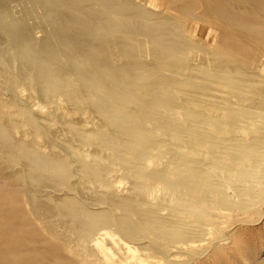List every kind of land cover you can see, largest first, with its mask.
<instances>
[{"label": "rangeland", "instance_id": "374dc122", "mask_svg": "<svg viewBox=\"0 0 264 264\" xmlns=\"http://www.w3.org/2000/svg\"><path fill=\"white\" fill-rule=\"evenodd\" d=\"M62 1L0 0V261L264 264V0Z\"/></svg>", "mask_w": 264, "mask_h": 264}, {"label": "bare ground", "instance_id": "6f19581e", "mask_svg": "<svg viewBox=\"0 0 264 264\" xmlns=\"http://www.w3.org/2000/svg\"><path fill=\"white\" fill-rule=\"evenodd\" d=\"M62 1V0H61ZM73 2H76V1H72V0H70V1H68V0H64V1H62V3H59L58 5H56V6H59V8L61 7V8H66V7H68V8H74V6H79V4H73V7H72V3ZM106 2H108L109 3V0H100L99 1V7H102V6H104V4H106ZM78 9V8H77ZM107 9V8H106ZM80 10V9H79ZM118 10V9H117ZM99 21V20H98ZM76 22V21H75ZM75 22H74V24H75ZM64 23H66V22H64ZM130 27V26H129ZM69 28V27H68ZM103 29V28H102ZM67 30V28H66V26L65 25H62L61 24V26H60V29H58V35L57 34H55V35H53L52 37H50V40L52 41V45H43V46H41V48H40V51L39 50H37V51H35L34 50V47H33V45H31L30 43H28V41H27V38L25 37V36H23L22 34L21 35H18V36H16V42H15V45L17 46V48L20 50V51H22V53L24 52V54L26 55V56H28V57H30V56H36V52L37 53H39L40 55H42L41 56V58H42V64H39L40 65V67H42L43 66V68L45 67V61H48V60H50V59H52V58H54L56 61V63H58L59 61V57H58V55H63L64 57H66V58H68L69 59V61L70 62H72V61H75V62H78L79 60H80V58L82 57L83 59H82V64L83 65H86V66H88V68L90 67V69H91V72H92V74L91 75H94L96 78H98V79H100L101 78V76L103 77V75L102 74H106V73H104L105 72V69L103 70V69H101V66L98 64V62H91L90 60H89V57H91V56H89V54L86 56V53L84 52L83 53V51H84V48L82 47V45L80 44V43H82L81 41H82V38H78V37H76L75 38V36L77 35H73V33H71L70 31L68 32V31H66ZM69 30H70V28H69ZM98 31V30H97ZM149 32V31H148ZM152 34H153V31L151 32ZM72 34V35H71ZM108 34V33H107ZM151 37V36H150ZM154 46H155V48H156V44H154ZM85 49H88V48H85ZM129 51H130V49H129ZM35 53V54H34ZM89 53L90 54H94V50H93V48H90L89 49ZM23 54V55H24ZM58 57V58H57ZM85 58V59H84ZM91 59V58H90ZM89 61L91 62V64L89 63ZM68 62V61H67ZM69 63V62H68ZM71 69H69V70H66V71H61L62 73H63V75H62V73H61V77L64 79L65 77H66V74L68 73V72H72V73H74V72H76V68L74 67V66H71L70 67ZM107 71V70H106ZM113 71V70H112ZM123 71V70H122ZM134 73V72H133ZM117 72L116 71H114V72H111L110 74L109 73H107V75H108V78L110 79V81H115L116 79H117ZM91 75H90V77H91ZM106 76V75H105ZM131 76H129V78H130ZM121 78V77H120ZM138 78V77H137ZM102 79V78H101ZM131 79V78H130ZM103 80H104V78H103ZM107 80V79H106ZM126 80V79H125ZM101 81V80H100ZM132 82V81H131ZM118 83V82H117ZM116 84V83H115ZM98 85V84H97ZM134 85V84H133ZM126 86V85H125ZM131 86V85H130ZM115 87V86H114ZM127 87H129V85L127 86ZM138 87V86H137ZM118 88H119V86H118ZM151 88H152V86H151ZM94 89H96V88H94ZM114 89V88H113ZM116 89V88H115ZM146 89H147V91H152L150 88H149V86L148 87H146ZM153 89V88H152ZM125 90H127V89H125ZM99 91H100V89H99ZM134 92V91H133ZM123 94V92H122V90H119V92H117L116 93V96L115 97H118L119 95H122ZM131 94V93H130ZM101 97V96H100ZM129 97V96H128ZM128 107V106H127ZM123 108H125V107H123ZM205 205V204H204ZM200 208V207H199ZM220 208V207H219ZM228 209V208H227ZM220 210V209H219ZM195 213V212H194ZM193 213V214H194ZM220 213H221V211H220ZM224 214V213H223ZM142 216V215H141ZM178 216H180V215H178ZM142 218H144V217H142ZM191 218V217H190ZM148 219H149V217H148ZM169 220V219H168ZM191 220V219H190ZM167 221V220H166ZM165 221V222H166ZM171 224V223H170ZM169 224V225H170ZM174 224V223H173ZM195 225H197V224H195ZM153 227V226H152ZM164 227V226H163ZM193 227V226H192ZM161 228V227H160ZM145 229V228H144ZM167 229V228H166ZM175 229V228H174ZM191 230V229H190ZM2 231V230H1ZM143 231V230H142ZM186 231V230H185ZM8 232V231H7ZM10 232V231H9ZM183 232V231H182ZM104 234H106V235H108V233H104ZM131 235V234H130ZM187 235V234H186ZM229 236V235H228ZM150 239H152L151 237H150ZM226 239H228V238H226ZM225 240V239H224ZM223 241V240H222ZM186 242V241H185ZM128 244H129V242H127ZM194 244V243H193ZM181 245V244H180ZM190 245V244H189ZM192 245V244H191ZM191 245H190V247H191ZM238 246V245H237ZM124 247V246H123ZM176 247V246H175ZM185 247V246H184ZM168 249H170V248H168ZM103 250H104V248H103ZM171 250H173V249H171ZM223 250V249H222ZM105 251H106V249H105ZM127 251H128V255L130 254V257L128 258V261L130 260V261H136V260H138L137 258H136V253H137V251L136 250H134L133 248H131V247H129V246H127ZM224 252V251H223ZM225 253V252H224ZM223 253V254H224ZM16 255V254H15ZM156 255V254H155ZM127 256V255H126ZM220 256V255H219ZM3 257H4V255H3ZM158 257V256H157ZM1 258H2V255H1ZM113 258V257H112ZM5 259V258H4ZM171 259V258H170ZM118 260V259H117ZM120 260V259H119ZM149 260V259H148ZM211 260H213V258L211 257ZM218 260V259H217ZM151 261V260H150ZM216 261V260H215ZM138 262L139 263H141V264H143L144 263V261H142V260H138ZM0 263H5V261H0ZM146 263V262H145ZM153 263V262H152ZM159 262H157V261H155V264H158ZM6 264V263H5ZM13 264V263H12ZM161 264H162V262H161ZM215 264V263H214ZM229 264V263H228Z\"/></svg>", "mask_w": 264, "mask_h": 264}]
</instances>
